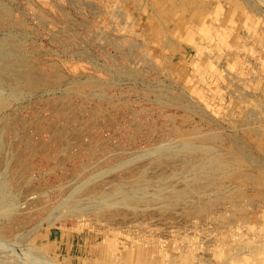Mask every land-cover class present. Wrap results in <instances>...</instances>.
I'll return each instance as SVG.
<instances>
[{"label": "rangeland", "instance_id": "374dc122", "mask_svg": "<svg viewBox=\"0 0 264 264\" xmlns=\"http://www.w3.org/2000/svg\"><path fill=\"white\" fill-rule=\"evenodd\" d=\"M0 7V264H264V0Z\"/></svg>", "mask_w": 264, "mask_h": 264}, {"label": "bare ground", "instance_id": "6f19581e", "mask_svg": "<svg viewBox=\"0 0 264 264\" xmlns=\"http://www.w3.org/2000/svg\"><path fill=\"white\" fill-rule=\"evenodd\" d=\"M1 8V7H0ZM3 12H7V10L6 11H3ZM6 15V14H5ZM7 16H9V14L7 15ZM2 17H5V16H2V13H1V10H0V72L1 71H8L7 70V64H11V60H10V58H11V56H10V47L13 45V44H10L8 41H7V38H8V36H7V38H6V35H7V32H8V30H7V24L5 23V21H4V19H2ZM6 18V17H5ZM13 22V21H12ZM8 24H9V22H8ZM12 24V23H11ZM10 27V26H9ZM48 27V26H47ZM13 29V28H12ZM37 30V29H36ZM66 30V29H65ZM12 32V31H11ZM9 39V38H8ZM12 39V38H11ZM11 41V40H10ZM15 43V42H14ZM16 44V43H15ZM18 44V43H17ZM34 45V44H33ZM16 47V46H15ZM14 47V48H15ZM20 47V46H19ZM17 50V49H16ZM12 51H14V49H12ZM12 53V52H11ZM13 54V53H12ZM11 54V55H12ZM36 58V57H35ZM35 62V61H34ZM16 66V65H15ZM19 67V66H18ZM11 68V67H10ZM9 69V68H8ZM14 69V68H13ZM2 72V73H3ZM20 72V71H19ZM2 73H0V88H2V87H4L7 83H8V81H9V79L7 80V79H5V78H3L1 75H2ZM9 73V72H8ZM6 75H7V72H6ZM19 76V75H18ZM6 77V76H5ZM20 77H21V75H20ZM8 78V77H7ZM21 80V79H20ZM7 82V83H6ZM20 82V81H19ZM23 82V81H22ZM33 83V82H32ZM26 84V83H25ZM9 86V85H8ZM21 86V85H20ZM4 89V88H3ZM21 91V90H20ZM29 110V109H28ZM5 121V120H4ZM1 124V123H0ZM3 129V128H2ZM189 132V131H188ZM194 137V136H193ZM202 143V142H201ZM190 145V144H189ZM194 148V147H193ZM173 149V148H172ZM206 151V150H205ZM249 152V151H248ZM218 154V153H217ZM234 155V154H233ZM214 157H216V156H213V155H210V156H206V158H201L202 160L200 161V163L198 164V170L201 172V173H203L204 175H207L208 173H210V172H214V171H216L219 167H225V170H227L226 169V167H227V163H229V165H231L230 164V162H221V161H219V159L218 158H214ZM227 157V156H226ZM240 157V156H239ZM223 158V157H222ZM230 161V160H229ZM216 163H217V165H216ZM215 166H217V167H215ZM224 169V168H223ZM195 170V169H194ZM199 176V175H198ZM205 177V176H204ZM259 180V179H258ZM2 197V196H1ZM8 213V212H7ZM1 214V213H0Z\"/></svg>", "mask_w": 264, "mask_h": 264}]
</instances>
